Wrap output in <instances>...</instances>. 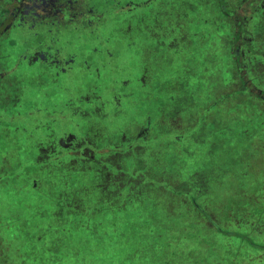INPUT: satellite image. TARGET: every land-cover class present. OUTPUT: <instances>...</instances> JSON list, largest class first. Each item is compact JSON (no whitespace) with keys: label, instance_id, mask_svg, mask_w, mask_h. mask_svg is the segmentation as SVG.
<instances>
[{"label":"rangeland","instance_id":"1","mask_svg":"<svg viewBox=\"0 0 264 264\" xmlns=\"http://www.w3.org/2000/svg\"><path fill=\"white\" fill-rule=\"evenodd\" d=\"M146 1L137 0L133 22L109 15L88 34L100 75L77 72L76 91L45 101L56 107L53 132L85 140L83 154L57 147L37 156L52 142L45 125L43 144L32 125L0 136V158L24 166L0 188L9 225L0 264H264V250L242 238L264 244V61L246 50L236 71L233 23L217 0H183L173 29L166 7L181 2ZM226 1L238 9L241 0ZM252 27L264 49V15ZM98 36L111 54L94 50ZM88 45L75 36L77 53Z\"/></svg>","mask_w":264,"mask_h":264},{"label":"flooded vegetation","instance_id":"2","mask_svg":"<svg viewBox=\"0 0 264 264\" xmlns=\"http://www.w3.org/2000/svg\"><path fill=\"white\" fill-rule=\"evenodd\" d=\"M148 1L152 0H147L145 3ZM138 5L137 0H0V136H3L6 141L5 135L11 134L18 124L29 125V127L32 125V128L39 132L36 133L38 141L43 144L44 137L40 139L41 132L38 128L45 125L42 130L46 132V139L52 142L45 148L42 145L38 146L37 156L45 150L48 154L54 153L60 145L64 149H72L73 140L65 139L72 133L64 132L61 135L60 132L58 134L53 132L56 107L54 104L51 108L44 106L45 101L53 99V93L69 94L76 91L73 82L77 72L87 75L88 72L94 71L96 76L100 75L102 66L98 64L93 68L92 58L85 52L90 47L88 34L101 31L109 15L113 16L112 19L119 20L120 14H126L124 24L133 22L132 12ZM226 6L231 11L247 14L245 26L250 31L248 30L246 34L243 32L241 38H237L234 34L236 29L231 17H226L233 23L232 65L238 73H241L245 69L246 50L255 56L260 55L264 61V49L256 44L252 27L258 15H264V0H241L238 3V9L230 8L226 1ZM76 35L84 42V45H88L81 50V53H77L75 49ZM98 40L100 45L94 47V50H99L104 55L111 54L109 39L98 36ZM131 42L132 40L128 41V43ZM261 44L264 47V41ZM107 61V64L112 63L111 59ZM245 77L246 75L243 78ZM245 82L246 79H243V83ZM123 83L125 84V81ZM105 87L108 88V86ZM86 88L91 89L92 85ZM245 88L249 87L246 85ZM28 92L34 94L31 99L32 104L27 102ZM259 92L264 98V91L259 90ZM84 100L86 104H104L101 99L92 100L87 97ZM70 102L72 101L68 100L66 104H71ZM12 104H15L14 106L20 104L21 107L13 108ZM94 111L97 112V109ZM40 113H47L49 121L46 124L43 123ZM148 130L150 128L146 123L139 135L147 133ZM29 133L32 135L34 132ZM132 145V143L129 144V146ZM84 149L88 147L85 146ZM128 150L129 148L126 151ZM68 151L74 152L73 149ZM116 154L119 153L116 152ZM35 162L37 164L40 161ZM41 163L37 164V167H41ZM22 167L24 166L21 164L12 166L5 158H0V188L7 183L3 178H6L13 168L22 169ZM4 220L0 213V236L4 235L9 227ZM249 242L253 247L264 250L261 248L264 244L251 240Z\"/></svg>","mask_w":264,"mask_h":264},{"label":"trees","instance_id":"3","mask_svg":"<svg viewBox=\"0 0 264 264\" xmlns=\"http://www.w3.org/2000/svg\"><path fill=\"white\" fill-rule=\"evenodd\" d=\"M179 2H181L180 3V5H179V7H178V4L179 3H171V4H173V5H176L174 8H171V7H166V14L167 15H165V18H166V20L169 22V24H171V26H169V27H171L172 29L173 28H175V26L176 27H178V28H180L177 24H175L176 23V21H178V23L181 21V8H182V6L184 5V2H183V0H179ZM217 2H218V6H219V11L221 12V15L222 16H226V17H228V16H230L231 17V20H233V23H234V27H235V29H236V33H234V34H236V37L238 38H241V36L243 35V32H245V34L246 33H248V28L245 26V19H246V17H245V15L247 16V14H243V13H240V12H235V11H231V10H229L228 9V7L226 6V0H217ZM186 3H188V2H186ZM191 4H193V3H191ZM160 6H161V3H160V5L156 8V9H161L160 8ZM178 9H180V10H178ZM175 10H176V12H175ZM159 11V10H158ZM156 13V12H155ZM160 13V12H159ZM158 13V16H160L161 18H163L162 17V15H160ZM157 14V13H156ZM183 14H185V13H183ZM186 14H187V12H186ZM141 16L143 17V18H145V14H144V12L140 15V17H139V20H142L141 19ZM157 18V17H156ZM229 18V17H228ZM157 20V19H156ZM157 22L159 23V24H161V23H163L164 22V19H162V20H157ZM236 25V26H235ZM157 27V26H156ZM155 29H159V28H155ZM161 29H163V28H161ZM235 29H234V31H235ZM172 31V30H171ZM250 31V30H249ZM172 35V34H171ZM170 35V36H171ZM173 37H175V35H173ZM163 37H158V39L159 40H163L162 39ZM72 139L73 140V144L71 145L72 147V149H74V157H78V155L79 154H83V152H82V147L85 145V143H86V141L85 140H78V137H77V135L76 134H71V135H69L67 138H65V139ZM60 147L61 148H63V146H61L60 145ZM69 156V155H68ZM48 158H46V159H44L45 161H43V163H45V162H47L48 163V161L49 162H51L50 160H47ZM52 163V165L54 164V162H51ZM64 163H67V161L66 162H64ZM66 165V164H65ZM82 166V165H81ZM66 167H67V165H66ZM48 168V167H47ZM85 169V168H84ZM53 172V171H52ZM55 172V171H54ZM59 176H60V180H62L63 181V179H62V177H61V175L59 174ZM125 185H124V188H127V187H131L132 188V183H131V180H128L126 183H124ZM138 198V197H137ZM136 199V198H135ZM133 199H131V201H132ZM243 239H245V240H248V237H242ZM248 241H250V240H248Z\"/></svg>","mask_w":264,"mask_h":264},{"label":"water","instance_id":"4","mask_svg":"<svg viewBox=\"0 0 264 264\" xmlns=\"http://www.w3.org/2000/svg\"><path fill=\"white\" fill-rule=\"evenodd\" d=\"M261 248H264V246H261Z\"/></svg>","mask_w":264,"mask_h":264}]
</instances>
